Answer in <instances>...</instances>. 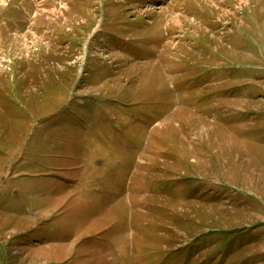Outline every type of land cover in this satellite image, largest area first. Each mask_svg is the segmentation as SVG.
<instances>
[{
	"label": "rangeland",
	"instance_id": "1",
	"mask_svg": "<svg viewBox=\"0 0 264 264\" xmlns=\"http://www.w3.org/2000/svg\"><path fill=\"white\" fill-rule=\"evenodd\" d=\"M0 264H264V0H0Z\"/></svg>",
	"mask_w": 264,
	"mask_h": 264
}]
</instances>
